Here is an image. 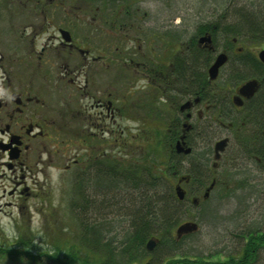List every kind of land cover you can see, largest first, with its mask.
<instances>
[{"label": "rangeland", "instance_id": "obj_1", "mask_svg": "<svg viewBox=\"0 0 264 264\" xmlns=\"http://www.w3.org/2000/svg\"><path fill=\"white\" fill-rule=\"evenodd\" d=\"M249 1L252 4L247 6L251 9L264 10V0H130L129 3L124 0H0V95L6 83L15 82L14 86L6 87L12 91L17 89L19 81L27 79L31 95L45 100L47 118L55 119V125L70 131L62 133L63 142L57 143L61 148L59 153L54 149L56 143L50 139L35 144L37 148L45 145L46 152L42 154L44 161L27 169L22 188L27 187L28 195H9L12 184L0 179V247H14L19 244L18 241H25L30 247L21 243L19 248L47 252L54 249V244L62 248L76 244L79 253L93 257L92 251L77 244L80 235L77 221L79 224H104V234L115 236L118 241L129 229L132 211L140 210L143 205L142 196L132 183L124 182L117 188L109 184L119 179L116 176L107 178L106 184L110 186L103 188L107 179L101 174V164L94 166V171L100 175L90 178L91 185L96 187L83 190L82 200L79 196L73 198L72 172L62 169V166L73 147L69 143L71 128L77 121L73 110L76 106L85 107L88 98L79 97L73 89L71 73L63 76L62 66L75 68L82 63V55L75 50L69 53L67 48L57 44L54 36L59 34L60 29L68 30L85 48L94 39H102L103 35L109 34L110 45L119 44L125 50L127 63L116 73L112 72L110 78L111 97L116 98L114 92L120 90V100L126 103L124 115H116L105 122L111 124V167L139 168L137 173H140L144 166H139L142 163L148 165L157 158L166 161L169 152L168 137L165 135L167 123L172 122L171 111L177 113L176 106L182 97L178 94L169 97L166 87H156L155 81L147 83L145 76L136 71L135 63L128 62V59H136L140 53L151 58V52L155 51L156 58L163 60L167 54H171L172 44L175 51L179 44L183 48L175 52L176 56H189V40L200 23L226 21L233 7ZM116 2L118 8L114 10L112 8ZM227 7L228 11L225 12ZM125 9L137 14H127ZM217 39L212 56L219 50H225L224 39ZM97 42L100 44V40ZM236 46L243 53L249 51L256 54L262 43L239 38L235 50ZM204 47L208 48L206 45ZM239 53L230 55L229 61L221 67L216 83L235 70L236 58L243 54ZM96 64L101 65V62ZM158 66L165 71V62L158 63ZM76 79L83 84L85 73ZM23 90L27 91L25 88ZM60 110H63V114ZM96 110L97 107L90 109L92 116L89 122L96 124V128L91 129L96 133V143L103 144L107 134L104 133V136L99 127L103 121L95 114ZM78 121L83 123L81 118ZM185 121L192 123L194 128L190 138L197 157L204 148L212 149L214 141L224 132L204 112L201 119L196 118L194 112L191 119H181V123ZM241 125L239 121L236 122L235 135L231 131L233 137L241 136L242 131L248 132ZM115 138L123 140L120 150ZM234 141L227 145L217 168L206 170L208 176L205 173L206 178L212 174L218 181L221 180V186L211 192L206 200L202 199L201 194L189 193L181 201L180 208L185 210L182 219L187 217V220L198 222L197 230L179 245L180 251L189 257L235 254L243 244L242 235L246 231L253 228L264 230V164L242 151ZM63 147H68L67 151ZM212 156L211 151L208 168L214 159ZM50 157L53 161H50ZM192 161L193 158L190 161L183 158L179 171L188 172ZM152 167L155 168V164ZM89 169L93 170V167ZM125 169L115 174L124 180L127 174ZM167 179L174 191L175 179L170 174ZM139 180H142L141 174ZM80 185L83 186V183L79 181ZM162 185L161 190L165 192L169 184ZM145 192L146 199H151L154 191L147 189ZM193 195L199 196L202 203L193 205L190 201ZM202 206L205 207L203 212ZM161 251L155 244L152 249H146V260H152L149 264H163L166 256L163 257ZM43 260L50 262L46 256H43ZM50 263L60 264L55 261ZM248 263L264 264V247L259 248L255 258ZM0 264H28V261L12 259L3 253ZM130 264L139 263L133 261Z\"/></svg>", "mask_w": 264, "mask_h": 264}, {"label": "flooded vegetation", "instance_id": "obj_2", "mask_svg": "<svg viewBox=\"0 0 264 264\" xmlns=\"http://www.w3.org/2000/svg\"><path fill=\"white\" fill-rule=\"evenodd\" d=\"M70 36L71 39L69 41L64 40L60 32L54 37L57 40V44L67 48L69 53L74 50L81 53L82 63L77 65L75 68L70 69H67L63 65V76L68 73L73 75L70 82L73 89L75 88L79 97L84 96L88 98V104H86L85 107L76 106L75 110H73L74 117H76L77 120L75 125L71 128L72 134H70L71 141L69 143H71L73 147L71 154L66 156L62 169L71 170L73 176L72 185L74 188L72 195L74 196L73 198H75V196H79V199L81 200V198H84L83 190H87L90 186H94L91 185L90 178L100 175L94 171L95 165H102L101 174L105 179H109L112 173L110 153L111 124L106 123L105 120H111L116 115H124L126 103L124 104V102L120 100V97H122L120 90L116 93L114 92L116 98L111 97L112 91L110 78L112 76V72L116 73L124 64L127 63V58L125 56V50L122 49L119 44L110 45L111 40L109 38V34L103 35L102 39H94V41L90 42V45L86 48L76 38H74L71 33ZM99 40L100 44L97 42ZM203 45L205 46V44ZM235 45L236 40L233 41L231 48L225 47V50H219L220 52L224 51L227 55L226 61L222 64V66L229 61L231 54L237 55L241 52V48L238 46H236V50L234 49ZM171 46L172 52L170 55L167 54L165 56V60L156 58L154 51L150 54L151 58L140 53L136 59L129 58L128 62L135 63L136 71L145 76L147 83H149V81H153L152 83H154L155 81L157 84L156 87L161 85L162 87L167 88V94L169 97H172L175 94L182 97L181 101L178 102L179 104L176 106L177 113H175L174 110L171 111L173 113L171 116L172 119L170 118L171 121H175L182 131L176 138L174 147L177 141H179L182 147L191 148L186 140L187 135L183 133V131H188L190 127H192V123L188 124L186 121L181 123V119H191L194 112L196 114V118L199 119L202 118V113L204 112L205 115H208L209 118L217 124L218 128H223L224 132L221 133V136L214 141L215 143L217 140L227 138L226 145L220 152L219 158L217 160L212 159L211 161V167H217L219 160L227 148V145L232 140L234 141V139H236L237 142L234 141V143L238 147L242 145L238 136L233 137L232 135H235L234 129L237 121H240L243 125L246 123L249 111L247 106L259 87V82L255 92L249 97L241 95L239 88L247 80L256 79L258 81V78L256 76H248L237 83H231L226 80L223 83L222 81L220 83H216L215 80L218 76L215 79H210L206 68L208 85H210L209 97L203 98L198 94L191 95L189 93V82L187 83V80L189 81L188 75L185 76L186 79L184 78V84L181 83L178 77L174 75V62L176 57L179 58V55L176 56L175 52L180 49L183 50V48L179 44V46L177 45L178 47H176L177 50L175 51L174 44ZM263 48L264 44H262L256 54H251H253L254 57L264 65V62H262L258 56L259 51ZM182 58L184 63L188 62V55H183ZM213 59L214 57L212 58L210 64L213 62ZM99 61L101 62V65L96 64ZM163 61L166 65L165 71L164 69H159L158 66V63L162 64L164 63ZM221 67L219 68V72ZM84 73V83L80 84V82L76 81V77H80ZM22 80V82L19 81L18 83L19 87L16 85L17 89L14 88L12 91L6 87L11 85L14 86L15 82L14 84L6 83V87L0 95V179L2 180L1 182H4L6 179V182L12 184L8 194L13 196L29 194L27 187L22 188V184L25 183L27 176V169H31L33 165H38L41 161H44L42 159V154L46 152V146L41 145L37 148L35 144L37 142L42 143L43 140L50 139L52 142L56 143L54 149L56 150V153H59L61 148L57 146V143L63 142V138H61L63 136L62 133H70V131L64 127L57 124L55 125V119L49 120L47 118L45 100L41 97L31 95L29 92L30 87L28 80ZM24 88L27 89V91H24ZM202 90L204 91L205 88ZM117 100L119 103H116ZM150 105L152 106L154 104ZM96 107L97 110L95 111V114L103 121L99 124V127L101 128L103 135L104 133L107 134V136L104 135L106 137V141L103 140V144L96 143L94 139V135H96V133L94 130H91L96 128V124L89 122L92 116L90 109H94ZM60 113L63 114V110H60ZM64 113H66V111H64ZM80 118L83 120L82 124L78 121ZM115 141H117L120 150V147L123 146V140L120 141L118 138H115ZM214 143L213 148L211 149L213 155ZM67 148L68 147H63L66 151ZM177 153L187 155V153H184L183 151ZM49 159L50 161H53L52 157ZM91 166L93 167V170L89 169ZM117 168V171L120 174L125 166H118ZM180 177L181 175H177L174 186L176 187L177 185H180L184 190L185 197L188 193L187 189L183 186L184 180ZM210 178H212L210 185L205 188L202 193V198H206L208 196V192L214 183L215 176L210 174ZM108 179L106 181H108ZM79 181L83 183L85 188H83L82 185L78 186ZM105 187L109 186L104 185L103 188ZM193 198H195L196 201H194ZM199 199L200 197L196 195L190 197V201L196 204Z\"/></svg>", "mask_w": 264, "mask_h": 264}, {"label": "trees", "instance_id": "obj_3", "mask_svg": "<svg viewBox=\"0 0 264 264\" xmlns=\"http://www.w3.org/2000/svg\"><path fill=\"white\" fill-rule=\"evenodd\" d=\"M124 1H126V3L130 2V0ZM118 2H116V6L112 9L116 10L118 8ZM249 3L252 4V2L249 1L244 2L241 6L233 7L229 15L226 16V21L219 22V20H215L200 23L196 28L195 34L189 40V48L191 51L188 56V64L186 62L184 63L183 58L180 59V57H176L174 62V75L177 76L179 81L183 84L185 83V76L188 75L189 81L187 80V83L189 82V93L191 95L198 94L203 98L209 97L210 85H208L206 67L211 58H213L212 53L215 50L214 45L218 37L224 39V46L227 48H231L233 41L239 38H245L246 40L248 39L264 44V10L251 9L247 6ZM225 9V12L228 11V7ZM125 12L133 16L137 14L131 13L128 9H125ZM203 34L210 35V43L213 44V47L209 48L210 45H206L208 47L206 48L203 44L197 42L196 36ZM242 53L243 51L240 52L239 55ZM236 59L235 65H237L235 70L231 71V74H227L225 79L222 80V83L225 80L231 83H237L248 76H256L259 82V87L247 106L249 111L246 123L243 125L239 121V123L242 124V129L246 127L247 130H245L248 131H242L241 136L238 137L242 144L239 148L264 164V65L249 51L244 52ZM203 88H205L204 91L202 90ZM193 129L192 126L188 131H183V133L187 135V143L191 146V150L187 155L178 154L175 151L174 142L182 131L177 123L172 121L171 123H167L165 132V135L168 137L169 150L166 161L162 159L158 160L157 158V161H153L156 166L155 168L152 167L154 166L152 162L148 165L142 163L139 165H144L140 173H137L139 168L129 169V167H126V169H124L127 174L124 180L122 177L120 178L115 174L118 173L117 166L116 168L112 166V174L110 177L116 176L119 179L114 182H109V184L117 188L118 185L124 182L132 183L134 189L139 192L143 199V205L140 207V210L132 211L129 229L120 240L117 241L115 236H106L103 231L104 224H88L87 222L79 224L78 220L77 225L80 235L77 237V244L92 251L94 253L93 257L79 253L76 250V244L69 245L67 248H62L54 244V249L47 250V252L36 251V249L30 251L28 249L19 248L21 243L26 247H30V244L25 241H18L19 244L14 247L10 245L5 248L0 247V255L7 253L8 257L11 256L12 259L27 260L28 264H51V261L60 264H130L133 261H137L139 264H149L152 260L150 258L146 260V242L148 239L152 238L155 240V246L162 249L161 252L164 254L163 257L166 256L164 257L163 264H247L248 261L252 262L257 250L264 247L263 229L253 228L246 231L242 235L243 244L235 254L217 253L214 257H212L213 255L209 257L201 255L189 257L180 251V243L194 231L181 234L177 237L175 232L176 227L181 222L186 221L187 217L182 219V214L185 211L180 208L182 200L177 198L175 186L173 191V185L167 179V175L170 174L173 179H175L177 175H181L180 178L184 180L183 185L186 187L188 194L197 193L202 195L205 188L210 185L212 179L210 177L206 178V174L208 173L206 170L213 171V169L217 168L211 167V164L209 165L210 168H208L211 148H204V150L200 152L201 154L199 157L195 154L193 143L190 138ZM183 158H187L188 161L193 158V161L190 163V170L186 173H181V171H179V164ZM162 163L165 164V166H161ZM145 165L147 167H145ZM140 174L141 181L139 180ZM106 182L107 181H105L103 185H107ZM166 183H168L169 186L166 187L167 189L164 192V190H161V186ZM221 184V180L218 181L215 177L214 183L208 192V196L202 199H208L211 192L220 187ZM147 189L150 190V192L154 191L151 195L153 200L151 197V199H146L145 190ZM82 199L83 198H81V200ZM200 203L202 202L199 199L197 204H192L196 206ZM203 207L204 206H202V208ZM203 211H205V207L201 210V212ZM115 242H117V244ZM43 256H46L50 262L44 261Z\"/></svg>", "mask_w": 264, "mask_h": 264}, {"label": "water", "instance_id": "obj_4", "mask_svg": "<svg viewBox=\"0 0 264 264\" xmlns=\"http://www.w3.org/2000/svg\"><path fill=\"white\" fill-rule=\"evenodd\" d=\"M60 33L64 40L69 41L71 39V36L68 30L60 29ZM197 41L198 43L208 44L211 42V37L209 34H204L200 36ZM258 56L260 60L264 62V48L259 51ZM226 58H227V55L225 52H219L216 54L214 61L207 68V73L210 79H214L217 76L219 67L226 61ZM257 86H258V81L256 79L247 80L240 86L239 88L240 94L244 95L245 97H249L255 92ZM226 140L227 138H222L220 140H217L214 143V153H215L214 158L215 159L219 158L220 152L224 149L226 145ZM175 149L177 152L183 151L184 153H189L191 150L190 147H185V148L182 147L179 141H177L175 145ZM175 192H176V196L178 199H183L184 190L182 189L180 185H177L175 187ZM193 200L196 201L195 198H193ZM196 229H197V222L193 220H187V221L180 223L176 227L175 232L177 234V237H179L181 234L192 232V231H195ZM154 244H155V240L151 238L146 242V248L150 250L152 249Z\"/></svg>", "mask_w": 264, "mask_h": 264}]
</instances>
